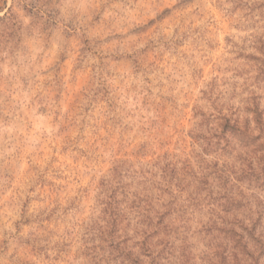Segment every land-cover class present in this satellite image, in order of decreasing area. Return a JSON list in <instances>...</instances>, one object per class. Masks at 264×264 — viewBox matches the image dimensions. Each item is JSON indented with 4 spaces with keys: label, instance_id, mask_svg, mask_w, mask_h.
I'll return each mask as SVG.
<instances>
[{
    "label": "rangeland",
    "instance_id": "1",
    "mask_svg": "<svg viewBox=\"0 0 264 264\" xmlns=\"http://www.w3.org/2000/svg\"><path fill=\"white\" fill-rule=\"evenodd\" d=\"M263 3L0 0V264H151L136 238L123 255L99 240L100 182L119 160L196 166L195 109L255 98L264 112ZM235 147L208 158L256 165ZM250 181L264 204V172ZM173 217L164 256L181 258L162 264H233L228 236L199 232L201 211Z\"/></svg>",
    "mask_w": 264,
    "mask_h": 264
},
{
    "label": "trees",
    "instance_id": "2",
    "mask_svg": "<svg viewBox=\"0 0 264 264\" xmlns=\"http://www.w3.org/2000/svg\"><path fill=\"white\" fill-rule=\"evenodd\" d=\"M260 6L264 8V3ZM246 103L243 110L232 107L228 113L218 106L216 112L195 109L198 121L190 133L200 147L195 155L196 166L188 159L175 161L169 153L153 162H140L138 166L128 160L115 164L101 180L98 194L101 212L97 220L98 237L105 242L110 255L120 252L123 255L124 249H128L126 243L136 238L134 245L146 248L144 255L151 264H162L161 259L177 262L180 256L173 252L164 256V248L174 244L170 232L175 227L171 221L177 219L175 215L186 221L182 210L197 209L205 216L199 221V232H205L208 237L228 236L233 264H262L264 204L247 196L240 182L247 178L252 180L247 182L250 185L263 176L259 160L264 158L257 160L253 149L264 150V112L255 98ZM242 111L253 115L255 127L249 118L242 119ZM237 144L246 149L245 154L253 153L249 157L256 165L249 162L247 168L242 164L240 170H234L227 161L221 163L219 159L208 158L213 153L229 156ZM132 213L137 219L134 226L129 217Z\"/></svg>",
    "mask_w": 264,
    "mask_h": 264
}]
</instances>
